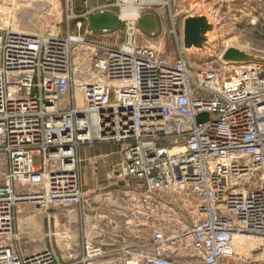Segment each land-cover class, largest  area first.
<instances>
[{
	"label": "built area",
	"instance_id": "2783aa9c",
	"mask_svg": "<svg viewBox=\"0 0 264 264\" xmlns=\"http://www.w3.org/2000/svg\"><path fill=\"white\" fill-rule=\"evenodd\" d=\"M132 4L143 15L155 3L111 5ZM170 7L177 40L181 23ZM122 24L126 39L118 46L81 37L92 48L88 73L73 65L77 44L69 35L0 30V157L6 169L0 174V234L12 229L22 198L43 210L80 205L78 149L116 143L121 159L115 172L134 181L140 203L156 206L151 212H158L154 193H187L196 200L197 215L185 230L194 255L180 253L179 235L167 236L149 214L144 218L152 236L137 264H232L235 233L264 241V63L252 60L225 78L228 64L191 68L180 40L169 62L135 42L137 30L150 36L138 24ZM15 239L0 243V264H62L52 246L22 255ZM80 251L76 264L104 255L85 234Z\"/></svg>",
	"mask_w": 264,
	"mask_h": 264
},
{
	"label": "rangeland",
	"instance_id": "374dc122",
	"mask_svg": "<svg viewBox=\"0 0 264 264\" xmlns=\"http://www.w3.org/2000/svg\"><path fill=\"white\" fill-rule=\"evenodd\" d=\"M163 1H167L164 6L153 4L142 9L144 14L151 12L157 16L161 25L159 33L144 36L137 30L134 36L136 43L153 48L169 62L176 58L179 39L176 40L170 33L168 6L171 2V12L176 14L175 19L179 24H182L186 15L208 9L212 11L214 32L211 36L215 39L216 49L184 53L186 63L191 68L203 66L206 62L213 68H222L223 64H228L222 63L218 57V51L223 45L256 55L257 60L264 63V0ZM113 2L114 0H87L85 3L81 0H0V30L14 27L22 32L39 35H77L88 43L118 46L126 39L125 24L102 33H90L86 30V13L101 9L118 12L119 9L111 5ZM152 2L156 3V0ZM67 15L72 18L68 20ZM78 21L81 22L80 27L76 25ZM159 43L162 46H157ZM81 50V54H88L89 61L92 49L82 47ZM250 62L251 60L224 65L223 73L226 75L232 69L240 71ZM78 70L80 71V67ZM234 72L236 71L230 72L231 75ZM95 145L105 147L106 152L101 153L97 161L89 166L85 167L84 162H79L83 192L80 205L47 210L39 209L32 201H23L16 205L12 233L16 236L14 244L21 254L28 255L42 250L45 246H52L62 264L76 263L81 255L83 235L89 236V226L96 224L98 231L102 233L104 230H111L110 233L115 235H121L125 231L134 233L141 247L138 251L126 248L125 242L121 245L122 239L117 236L111 253L105 250L104 255L85 264H127L129 261L139 263L140 256L146 253L152 236V229L144 216L152 214L165 229L167 236L179 235V252L193 256L185 230L190 228L197 215L196 200L187 193H154L151 196L152 201L159 202L158 212L154 214L151 209L156 206L140 203L135 194L134 181L115 172V163L121 159L120 145ZM98 161L103 168L98 169ZM3 166L2 164L1 169ZM17 190L27 193L30 187L19 186ZM94 214H97V221L91 217ZM182 225L187 228L182 229ZM11 237L0 235V243H8ZM146 239L147 243H144ZM261 243L247 240L242 247L236 244L237 250L234 249L232 264H264V241L263 245ZM254 247L255 250L249 251ZM260 255L261 258L257 257Z\"/></svg>",
	"mask_w": 264,
	"mask_h": 264
},
{
	"label": "water",
	"instance_id": "95a60500",
	"mask_svg": "<svg viewBox=\"0 0 264 264\" xmlns=\"http://www.w3.org/2000/svg\"><path fill=\"white\" fill-rule=\"evenodd\" d=\"M86 2L87 0H81ZM140 29L147 35H156L159 33L157 18L153 13H145L137 20ZM122 24L117 13L111 9L101 11H89L86 13V30L91 33H102L104 31L114 30ZM181 48L184 53L206 50H215L214 45V22L211 9L204 12L189 14L183 17L181 24ZM208 34H211L208 37ZM257 59L256 56L246 53L239 48L228 47L221 55L222 61L227 62H246ZM203 116L197 117V122L202 120Z\"/></svg>",
	"mask_w": 264,
	"mask_h": 264
},
{
	"label": "bare ground",
	"instance_id": "6f19581e",
	"mask_svg": "<svg viewBox=\"0 0 264 264\" xmlns=\"http://www.w3.org/2000/svg\"><path fill=\"white\" fill-rule=\"evenodd\" d=\"M145 1H151L152 2V0H145ZM164 3H167V1H163V0H156V5L157 4H159L160 6H164ZM158 5V6H159ZM168 6V5H167ZM170 6V5H169ZM140 8V6L139 5H134V4H132V5H128V6H126V7H122V8H120L119 9V11H118V14H119V18H120V20L121 21H123V20H125V22L126 23H131V24H138V22H137V17L139 16V18L141 17V15H142V13H141V10L139 9ZM161 8V7H160ZM101 10H103V9H101ZM101 10H97V11H101ZM150 13V12H149ZM117 14V15H118ZM154 16H155V14H153ZM156 17V16H155ZM70 18H72V16H69V15H67V19L69 20ZM157 18V17H156ZM157 22H158V20H157ZM6 28H8V27H6ZM11 29V28H10ZM9 28H8V30H10ZM11 31H15V32H22V31H20V30H17V28H14V27H12V29H11ZM22 33H28V34H33V35H39V34H35V33H30V32H22ZM91 33V32H90ZM42 35V34H41ZM210 35L211 34H208V37H210ZM48 36H52V37H56V35H51V34H49ZM68 37H70V39L72 40V41H74L77 45L74 47V49H73V54H72V56H73V65L75 66V68L77 69H79V67H80V72L81 73H88L89 72V69L87 68V66H88V54L87 55H85L86 54V52H83L82 54H81V52H82V50H81V48L82 47H85L86 48V44H84L82 41H81V37L80 36H77V35H69ZM212 37V36H211ZM160 46V45H159ZM89 47H91V46H89ZM226 48H228V46H226V45H223V47L221 48V49H219V51H218V57L221 59V55H222V53L224 52V50L226 49ZM90 49H92V48H90ZM254 56H256V55H254ZM225 63H228V64H235V63H238V62H227V61H224ZM87 63V64H86ZM82 65H84V66H82ZM230 67V66H229ZM243 67H245V66H243ZM232 71H238L237 69L235 70V69H232ZM231 70H229V72H227V74L226 75H224L225 76V78H229L230 76H231V73L230 72H232ZM31 190L32 189H30V192H31ZM29 191H28V193H30ZM23 201H32V200H30V199H28V198H22V199H20V201H18L16 204H19L20 202H23ZM32 202H34V201H32ZM168 218V217H167ZM182 229H186L187 228V226L186 225H182V227H181ZM1 235V234H0ZM4 236H8V237H10V236H12L10 239L12 240L14 237H15V235L12 233V229H10V230H8L7 231V233L4 235ZM247 240H252V241H254V242H262V241H260V239L259 238H257L256 236H253V235H243V234H239V233H235L234 234V237H233V243H232V245H233V250L235 249V250H237L236 249V244L239 246V247H242L243 245H244V243H246V241ZM184 241V240H183ZM263 243V242H262ZM261 243V244H262ZM259 245V244H258ZM263 245V244H262ZM256 248L254 247V248H251L249 251H252V250H255ZM38 252V251H37ZM248 252V251H247ZM249 253V252H248ZM261 256L262 255H260V256H257V257H259V258H261ZM127 264H137L135 261H129V262H127Z\"/></svg>",
	"mask_w": 264,
	"mask_h": 264
},
{
	"label": "crops",
	"instance_id": "0c3cea01",
	"mask_svg": "<svg viewBox=\"0 0 264 264\" xmlns=\"http://www.w3.org/2000/svg\"><path fill=\"white\" fill-rule=\"evenodd\" d=\"M157 20H158V18H157ZM158 25H159V31H160L161 25L159 23V20H158ZM24 32H26V31H24ZM179 40L181 42V34H180ZM159 45L162 46L161 43H159L157 46H159ZM103 152H106L105 147H101L99 145H92V146H81L78 149L77 154H78V158L82 162H84V165L86 167V166L91 165L95 160L97 161V157H99L101 155V153H103ZM2 164L4 165L3 169H1L2 168ZM98 164H99L98 165V169H101V168L104 167L102 165V163L99 162V161H98ZM5 170H6L5 169V164L1 160V157H0V174L4 173ZM90 205H91V203H90ZM91 217H94V221H97L96 220L97 214H94ZM86 229H88V226L86 227ZM89 230H90L88 232V233H90L89 236L92 237V240H93L94 244L95 245H100L103 248V250L104 251L105 250L108 251V253L112 252V247H113V245L115 243V238H117V236H119L122 239L121 245H123V243L125 242L124 245H125L126 248L136 249V251L140 250L141 244L138 241V239H136V236L134 235V233H129L128 231H125V232H122L121 235H115V234L110 233V232H112L111 230L110 231L109 230H104L103 233H102V231H100V232L98 231V227H97L96 224L90 225L89 226ZM147 239H148V237H147ZM147 239H146V241L144 243H147ZM80 250H81V247H80ZM71 264H76V263H71ZM248 264H250V263H248ZM253 264H255V263H253ZM261 264H263V263H261Z\"/></svg>",
	"mask_w": 264,
	"mask_h": 264
}]
</instances>
